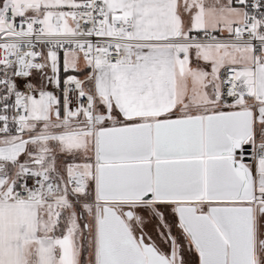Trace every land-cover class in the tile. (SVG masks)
<instances>
[{
    "label": "snow or ice",
    "instance_id": "obj_1",
    "mask_svg": "<svg viewBox=\"0 0 264 264\" xmlns=\"http://www.w3.org/2000/svg\"><path fill=\"white\" fill-rule=\"evenodd\" d=\"M0 264H264V0H0Z\"/></svg>",
    "mask_w": 264,
    "mask_h": 264
}]
</instances>
